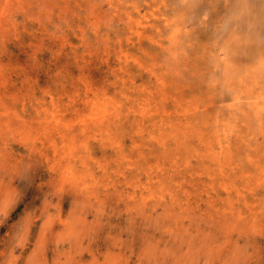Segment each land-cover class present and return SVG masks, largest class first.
<instances>
[{
    "label": "rangeland",
    "instance_id": "1",
    "mask_svg": "<svg viewBox=\"0 0 264 264\" xmlns=\"http://www.w3.org/2000/svg\"><path fill=\"white\" fill-rule=\"evenodd\" d=\"M0 264H264V0H0Z\"/></svg>",
    "mask_w": 264,
    "mask_h": 264
}]
</instances>
